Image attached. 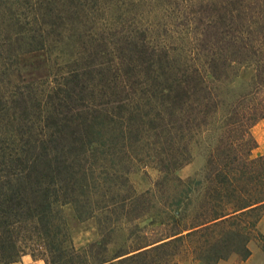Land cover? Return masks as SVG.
Returning <instances> with one entry per match:
<instances>
[{
	"label": "trees",
	"instance_id": "trees-1",
	"mask_svg": "<svg viewBox=\"0 0 264 264\" xmlns=\"http://www.w3.org/2000/svg\"><path fill=\"white\" fill-rule=\"evenodd\" d=\"M260 122L264 0H0V264L249 258L242 237L264 216V156L251 157ZM145 138L158 187L182 186L173 206L191 211L110 257L118 217L141 222L150 209L134 206L147 194H120L132 164H115L110 181L105 159ZM205 138H217L205 182H182ZM65 207L98 219L101 241L77 251Z\"/></svg>",
	"mask_w": 264,
	"mask_h": 264
},
{
	"label": "rangeland",
	"instance_id": "rangeland-1",
	"mask_svg": "<svg viewBox=\"0 0 264 264\" xmlns=\"http://www.w3.org/2000/svg\"><path fill=\"white\" fill-rule=\"evenodd\" d=\"M251 134L255 140L252 130ZM144 140L145 141L139 143L130 142V151L122 150L118 156L114 158L109 156L105 159L107 163L106 176L110 181L114 177L113 166L115 164H125L123 167L127 166V164L129 167V164H132L130 169L131 174L128 176L129 183L127 186H124V191L122 190L120 194L129 195V190H132L138 196L147 194L146 200H140L139 202H136L137 204L134 206H136L135 208L148 207L150 209L148 216H146L141 222L127 223V220L129 219L118 217V222L114 225V232L107 240V251L110 257H113L117 253L125 252L132 246V244L138 241V238H142L143 236H153V230L161 227H167L170 229L173 221H180V227L184 226L186 224V217L191 211L190 208L188 210L184 208L186 202L179 208L173 206V198L175 196H181L185 191L182 186H179L177 183L168 182L167 184L158 187L160 186V184H158L160 181V174L155 169L156 167L153 163L154 160L151 158L156 152L154 151L155 140L153 138H145ZM215 140H217V138H205V143L203 145L198 147L193 145L191 147L192 160L190 164L178 170L175 173V177L182 182H185L188 179L202 180L205 182L204 176L207 164V154L213 147ZM117 171L123 172L121 169H117ZM191 187L193 189L191 197H197L194 205L196 206V203L202 204V196L208 185L202 184V186L197 189L195 186ZM62 213L68 224L72 246L77 251L87 249L89 245L101 241L98 219L79 221L74 216L70 207L63 208ZM136 226L141 230L143 229L144 233L136 232V230H134ZM243 238L245 240L249 239L246 244V248L250 253L249 258L244 260L242 251L240 250L239 255L232 254L226 257L223 261H219L217 264H264V216L256 226L255 233L251 235L245 232L242 239ZM25 258L26 259L24 260H27L28 262L30 259L32 261H41L39 259H34L29 255L25 256ZM175 264L201 263L194 261L189 255L182 254L177 260H175Z\"/></svg>",
	"mask_w": 264,
	"mask_h": 264
},
{
	"label": "crops",
	"instance_id": "crops-1",
	"mask_svg": "<svg viewBox=\"0 0 264 264\" xmlns=\"http://www.w3.org/2000/svg\"><path fill=\"white\" fill-rule=\"evenodd\" d=\"M253 135L255 137V141L257 144V148L254 149L251 152L252 158H258L264 156V122L258 123L253 129H252ZM25 257L22 258V260L15 264H43L41 261H32L31 259L29 262Z\"/></svg>",
	"mask_w": 264,
	"mask_h": 264
}]
</instances>
